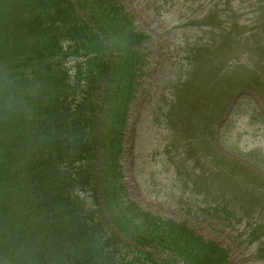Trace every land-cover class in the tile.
<instances>
[{
    "label": "trees",
    "instance_id": "obj_1",
    "mask_svg": "<svg viewBox=\"0 0 264 264\" xmlns=\"http://www.w3.org/2000/svg\"><path fill=\"white\" fill-rule=\"evenodd\" d=\"M101 2L0 0V264H226L216 244L186 225L148 224L120 196L99 94L112 54L130 78L141 37L123 17L110 24L118 11Z\"/></svg>",
    "mask_w": 264,
    "mask_h": 264
},
{
    "label": "rangeland",
    "instance_id": "obj_2",
    "mask_svg": "<svg viewBox=\"0 0 264 264\" xmlns=\"http://www.w3.org/2000/svg\"><path fill=\"white\" fill-rule=\"evenodd\" d=\"M117 2L135 31L150 36L144 44L145 61L140 65L143 74L137 78L124 133L121 164L128 199L144 212L168 221L186 222L206 241L221 244L229 251L230 264H264V236L259 241H250V232L244 224L231 226L227 220L208 217L206 214L213 207L206 206L201 196L186 187L192 167L199 165L198 154L205 153V140L212 141L210 155L219 162L222 155L228 159L230 166L221 165L234 167L236 164L229 160L235 157L251 173L240 171L243 182L241 176L233 178L220 169L218 179L211 184L222 185L232 193L236 190L238 193V189L240 193L247 192L249 181L264 188V114L256 107L252 93L246 94L253 90L264 97V79L247 84L250 77L247 65L221 71L212 62L221 59V49L212 50L215 55L211 62H205L204 69L198 64L200 70L188 75L183 72L191 64L184 50L188 51L198 39L207 38L203 27L188 24L190 17L201 22L212 9L213 13L221 12L223 2L219 5V0ZM202 70L204 79L200 82ZM186 78L191 82L187 84H192L188 89L184 88ZM181 96L187 97L183 111L178 107ZM192 118L197 119L192 123ZM190 125H196L194 132ZM200 125H208L202 127L203 137H198ZM182 160L191 162L180 164ZM176 165L180 166L177 176Z\"/></svg>",
    "mask_w": 264,
    "mask_h": 264
}]
</instances>
